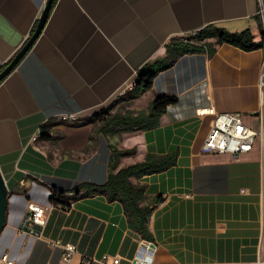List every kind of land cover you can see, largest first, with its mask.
<instances>
[{
  "label": "crops",
  "instance_id": "0c3cea01",
  "mask_svg": "<svg viewBox=\"0 0 264 264\" xmlns=\"http://www.w3.org/2000/svg\"><path fill=\"white\" fill-rule=\"evenodd\" d=\"M45 3L0 0V67L29 37ZM260 5L264 0H56L33 46L0 82L7 188L0 256L6 252L12 264H107L105 255L131 264L146 254L152 264H264V143L238 156L202 152L213 116L197 113L238 112L256 127L264 46L245 51L223 42L210 55L185 53L159 71L149 91L128 100L137 106L146 96L148 106L155 95L175 96L156 127L103 134L93 117L113 96L124 98L137 72L164 58L172 40L213 24L249 29L259 41ZM111 146L132 151L115 170L146 154H177L173 166L130 178L144 187L142 203L162 196L148 222L153 241L130 227L119 200L76 189L105 182ZM54 193L65 207L53 205ZM31 202L51 207L38 234L18 231ZM65 243L75 246L69 262L62 260Z\"/></svg>",
  "mask_w": 264,
  "mask_h": 264
},
{
  "label": "trees",
  "instance_id": "16d2710c",
  "mask_svg": "<svg viewBox=\"0 0 264 264\" xmlns=\"http://www.w3.org/2000/svg\"><path fill=\"white\" fill-rule=\"evenodd\" d=\"M55 1L53 0L52 7ZM36 22L29 36L33 32ZM183 39H176L169 42L166 45L167 55L164 58L150 64H145L137 72V75L131 82V88L125 92L127 100L149 91L152 88L155 75L159 71L173 65L185 53L207 52L210 55L214 52V45L223 42L245 51L255 50L264 46V34H262L259 41H255L249 29H244L239 32H229L213 24L205 26L195 35L191 36L190 39H195L196 42ZM208 39H214V41L212 42ZM11 58L0 67V71L9 63ZM176 101L177 98L173 95H155L149 102L146 110H139L137 112L124 110L123 112L111 113L110 109H112V106H109L97 111L93 117L96 120L99 119L98 131L103 134L113 131L126 132L135 128L149 129L159 125V119L165 112L167 106ZM44 128L45 126H42L41 135L45 132ZM131 152L118 150L114 146H111V157L105 182L101 185L82 183L76 189L77 191L84 189V192L87 194L101 193L109 200H119L128 217L130 227L142 239L153 241V234L149 229L148 222L153 209L162 201V196L151 197L145 203H142L145 200L144 187L133 183L130 178H139L143 175L160 172L173 166L176 163L177 154L174 152L163 155L146 154L142 161L115 170L117 159ZM51 202L54 206L61 207H65L67 203L62 195H56L55 193L51 195Z\"/></svg>",
  "mask_w": 264,
  "mask_h": 264
},
{
  "label": "built area",
  "instance_id": "2783aa9c",
  "mask_svg": "<svg viewBox=\"0 0 264 264\" xmlns=\"http://www.w3.org/2000/svg\"><path fill=\"white\" fill-rule=\"evenodd\" d=\"M42 10V9H41ZM39 10L36 19H38ZM258 13L264 16V6L260 5ZM198 31H193L195 35ZM260 90L264 88V72L260 78ZM131 88V86L129 87ZM198 114H210L213 116L209 132L201 146L202 152H216L228 154H242L250 151L256 141L262 146L264 143V94H261L260 108L256 112V127L246 124L238 112L217 113L213 108H202L197 110ZM75 116H65V119H73ZM41 130H37L40 134ZM50 206H43L31 202L22 220L18 231H25L27 234H38L39 229L45 225L47 213ZM62 260L69 262L75 246L70 243L62 244ZM102 260L107 264H118V256H103ZM153 256L146 254L143 257L135 258L131 264H152ZM0 264H12L8 254L5 252L0 256Z\"/></svg>",
  "mask_w": 264,
  "mask_h": 264
},
{
  "label": "water",
  "instance_id": "95a60500",
  "mask_svg": "<svg viewBox=\"0 0 264 264\" xmlns=\"http://www.w3.org/2000/svg\"><path fill=\"white\" fill-rule=\"evenodd\" d=\"M53 0H46L45 5L43 6L41 13L37 19L35 28L31 35L27 38L24 44L17 50L15 55L11 58L9 63L0 71V82L3 80L21 61V59L25 56V54L30 50L33 46L34 42L37 40L39 35L41 34L45 23L49 17ZM238 154H234V156ZM7 204V188L5 185V181L0 173V231L3 228L5 221V211Z\"/></svg>",
  "mask_w": 264,
  "mask_h": 264
},
{
  "label": "rangeland",
  "instance_id": "374dc122",
  "mask_svg": "<svg viewBox=\"0 0 264 264\" xmlns=\"http://www.w3.org/2000/svg\"><path fill=\"white\" fill-rule=\"evenodd\" d=\"M191 36H193V35L192 34H188V35H186L184 37L183 40H190L191 42H196L195 39H190ZM123 97L124 98H122V96L118 97V95L113 96V99L111 98L109 101H107L106 104L104 106H102V108H106V107L112 105L113 106V109H112L113 112H123L124 110H132V111L137 112V111H139V110H137V108H139V107L143 108V109H140V110H146L147 109V103H145L146 96L143 97L142 102L139 103V105H137V106L136 105L130 106V103L126 99V96L124 95ZM128 107L129 108L133 107V108L132 109H128Z\"/></svg>",
  "mask_w": 264,
  "mask_h": 264
}]
</instances>
